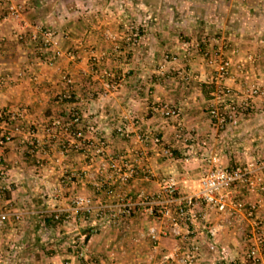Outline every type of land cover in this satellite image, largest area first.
I'll return each mask as SVG.
<instances>
[{"label": "crops", "instance_id": "crops-1", "mask_svg": "<svg viewBox=\"0 0 264 264\" xmlns=\"http://www.w3.org/2000/svg\"><path fill=\"white\" fill-rule=\"evenodd\" d=\"M14 1L22 5L16 17L0 4V135L11 136L0 146L8 187L0 197V213H8L0 264H176L193 245L196 264H264V188L233 187V198L246 203L233 215L198 198L214 165H247L264 176V93L236 125L216 128L208 115L216 84L204 56L211 36L229 41L225 83L238 98L245 83L264 91V0ZM138 24L134 43L127 26ZM44 29L73 58L49 65L55 48L39 49ZM185 41L200 48L187 51ZM165 54L178 58L163 63ZM162 103L178 106L180 116L161 114ZM168 177L177 181L173 197L199 199L188 234L184 227L171 234L158 214L163 204L151 200ZM74 196L90 202L76 207ZM123 201L132 207L126 217ZM258 235L254 263L246 253Z\"/></svg>", "mask_w": 264, "mask_h": 264}, {"label": "built area", "instance_id": "built-area-1", "mask_svg": "<svg viewBox=\"0 0 264 264\" xmlns=\"http://www.w3.org/2000/svg\"><path fill=\"white\" fill-rule=\"evenodd\" d=\"M3 0H0V4ZM7 3L6 10L9 15L16 17L22 8L20 3L14 0H5ZM246 1V0H241ZM130 37L135 43L140 35L139 32L133 28ZM33 39H36L33 37ZM211 49L204 52L207 64L213 68L212 79L216 84V100L212 102L208 107V115L211 118L214 126L216 128H223L227 125H236L239 118L248 111L251 107L253 98L262 96L264 91L258 82H250L242 85V94L238 98L234 89L225 83V79L229 77L231 66L233 61L231 57L227 54L229 48H231L230 42L220 38L216 35L210 37ZM182 47L187 51L192 47L200 48L199 43L185 41L182 42ZM48 47H54L55 50L48 60L49 65H53L58 57L61 55H66L69 58H73V53L69 50L62 51L59 48V42L56 38V33L50 29L42 30V38L40 40L39 49H44ZM235 52L236 49L232 48ZM178 57L171 56L170 54H165L163 58V63L169 61H175ZM248 59H253L248 56ZM68 81H70L68 79ZM115 91H119V87H115ZM161 114L167 117L178 118L180 116V108L176 105H170L168 103H162L155 107ZM78 117L75 115L72 121L76 122ZM118 135H125V131L122 126L116 128ZM79 136V133H75ZM11 136L9 134L0 135V146L5 145L9 142ZM100 148L97 149L100 152ZM165 152L172 156L171 151L167 148ZM105 158L102 162V167L106 164ZM117 167V166H115ZM4 168L0 163V197H3L8 190V187L4 184ZM126 172L127 176L132 172V168H129ZM124 175L123 179L127 177ZM161 191L152 195V199H158L159 203L163 204V207L158 211L159 217L165 218L170 225V233L173 235L180 234L181 227L185 228L186 233H189V226L197 218V213L194 210L197 204V199L199 198L202 202L210 208H216L220 211H226L229 215H233L235 211L242 210L246 208V203L242 199L233 198V187L238 184H242L248 191H254L257 188H264V176L262 174H252L247 165H235L232 167H224L221 165H214L209 168L206 175L201 180V194L198 198L194 196L186 197H173L176 190L177 181L173 177H168L162 180ZM163 195H168L166 200H161L159 197ZM198 199V200H199ZM72 203L77 207L90 202V199L74 196ZM234 200V202H233ZM162 201V202H161ZM233 202L234 208L229 206L230 202ZM168 203H175L174 206H170ZM167 204V205H166ZM131 203L123 201L120 206L121 217H126L131 212ZM87 211L89 208L86 207ZM255 206L252 204L248 205V212L253 213ZM54 221H60L62 214L59 212H54L52 215ZM8 218V213L6 211L0 213V223H3ZM213 235V231H210ZM150 238L152 241H157L158 236L155 228L150 229ZM256 243L252 245L246 253V256L252 260V262L257 263L259 257L257 255V247L262 243L263 237L258 235L256 237ZM210 248L214 249V245L210 244ZM198 253V246L193 245L186 251L178 256L176 259V264H196ZM79 256L82 255V251L79 250L77 253ZM165 260L170 259L171 255H165Z\"/></svg>", "mask_w": 264, "mask_h": 264}, {"label": "rangeland", "instance_id": "rangeland-1", "mask_svg": "<svg viewBox=\"0 0 264 264\" xmlns=\"http://www.w3.org/2000/svg\"><path fill=\"white\" fill-rule=\"evenodd\" d=\"M142 23H143V21H142ZM128 28H129V31H133L134 29L133 28H135L138 32H139V35H140V31H141V26L138 24V25H129V26H127ZM130 38H131V36H129ZM140 40V37H139V39L135 42V43H138V41ZM264 40V39H263ZM130 41H132L133 42V40L132 39H130ZM97 165H99V164H97ZM95 167H96V165H95ZM100 168L101 167V165H99V166H97L96 167V169L97 168ZM101 170H98L97 169V172H100ZM95 172H96V170H95Z\"/></svg>", "mask_w": 264, "mask_h": 264}, {"label": "trees", "instance_id": "trees-1", "mask_svg": "<svg viewBox=\"0 0 264 264\" xmlns=\"http://www.w3.org/2000/svg\"><path fill=\"white\" fill-rule=\"evenodd\" d=\"M2 135H4V134H2ZM52 219V218H51Z\"/></svg>", "mask_w": 264, "mask_h": 264}]
</instances>
